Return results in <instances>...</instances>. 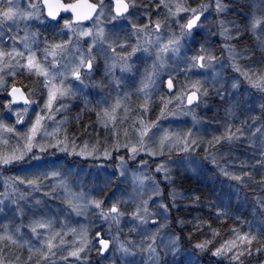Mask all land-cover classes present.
I'll return each instance as SVG.
<instances>
[{
  "label": "snow or ice",
  "instance_id": "1",
  "mask_svg": "<svg viewBox=\"0 0 264 264\" xmlns=\"http://www.w3.org/2000/svg\"><path fill=\"white\" fill-rule=\"evenodd\" d=\"M43 4V10H46L47 16L58 23L57 17L61 12H71L72 19L63 21V28L68 29V39L60 42H49L47 38L44 40L45 47L39 48L38 33L29 29L28 22L32 18L40 19L42 9L40 4L28 0L27 5L21 6L22 0H0V91L7 90L10 100H6L4 108L11 111L15 121L10 125L5 119L0 118V169H11L15 167L16 174L4 177L3 193L0 197H5L12 204L17 205L16 214L23 216L26 212H30V219L27 224L30 235L21 231L22 225L11 228V222H6L0 227V264H70L69 257L73 258L71 264H86V252L96 246L99 242V253H106L111 250L113 245L116 251L129 255L132 252L130 241H122L114 238L112 242L104 238L102 230L96 232V237H90L88 226L81 224L78 227H70V217L72 213L80 216L93 207L99 210V216L104 222H112L117 226L120 225L121 217L125 215L119 208L121 203L117 199L109 208L104 207V201L92 196L90 192H85L83 188L79 191L74 190V185L70 183L69 177L72 175V169L62 165L58 158H45L51 150L55 153H64L68 156H79L82 158H103L109 162L115 153L116 167L115 172H109L108 177H114L117 184L130 182L132 185L131 199L135 203L134 211L128 213L139 222L137 228L132 231L142 233L141 243L135 247L146 257V264H181V237L167 233L168 239H165L164 232L168 228L167 218L170 207L176 208V190H169V198L172 204L163 202L161 184L167 182L174 184L172 178V169L169 165L177 166L194 174H202L206 169V161L209 159L215 168L230 181L235 184L229 185L234 189L239 198V187L247 186L253 181L252 171L255 166L264 168V103L261 104V117L253 116L251 119L254 126L245 128L243 125L247 122V118L240 126H234L231 122L226 123V127L222 125V131L218 135H212L205 142L202 137L193 132L192 128L187 131H173L170 127H162V118L165 116L177 115V112H169V105L175 101L187 99L188 105L194 102L198 105L203 98L209 93V88L204 87L200 79L186 82L179 88L176 87V81L172 75L167 80V88L169 95L173 90L176 91L175 96L171 99L161 97L162 103L159 109V115L155 120H146L144 117L149 114V105L151 103L152 90L156 87V81L160 76L168 62L169 54L172 57L178 55L184 43L185 37H191L197 28L201 27V22L212 5L210 3H201L196 7H190L186 4V0H159L154 7L159 11L160 8L167 10L166 21L171 22L175 18V24L178 26L176 31H169L167 38L161 34L164 21L157 19L155 22L149 18L148 24L133 25V35L137 36V43L131 46V51L126 52L125 42L119 45L121 52H116L114 42L108 40L105 28L101 25V19L105 13V4L103 0L99 4L91 3L89 0H40ZM115 15L112 16L116 20L121 14L127 13L129 4L125 0H114ZM147 7V5L145 6ZM261 9L257 14V9ZM227 5L222 0H215V11L217 16L227 11ZM96 13V15H93ZM180 13H184L187 19L181 23L183 17ZM92 19L96 23L93 28H83L80 22ZM23 23L24 27H21ZM220 35L225 38V48L230 57L239 59L234 56L236 50L230 46L227 41L242 38V29L255 36L261 51H264V0H256L251 9L244 13L241 22L236 20L225 21L220 20ZM230 23L233 25L232 34L224 25ZM149 26L154 27V32L148 31ZM171 27V23H169ZM23 31L21 36L19 33ZM77 34L74 39V35ZM142 35H147L148 39L142 41ZM79 37H90L91 43H88L87 55L79 47ZM107 44V51L112 52L110 62H106L105 68L108 74H113L116 67L120 68L121 73L133 71L129 60L133 58V54L137 53L143 45V52L149 57L155 50V58L152 63V70L146 71L141 76L135 91L143 96V101L139 108L141 114L137 115L132 121L131 131L124 128L121 142V130L117 128V121L122 123L127 119L132 109L126 100L130 99V93L125 92L123 96L119 95V84L117 80V95L115 100L103 106L96 112L97 123L102 124L106 131L110 129L112 143L108 144L107 139L101 146L99 139L94 143L85 141L78 143L75 136H69L67 129L64 127L67 117L59 120L55 116L65 110L67 105L60 104V100L65 97L73 96L79 90V85L85 84V73L83 69H88L89 73L93 70L92 51L94 46ZM200 52H206L204 45L201 44ZM241 52L246 53V58H251L253 52L244 48ZM43 57L41 59L40 57ZM49 57L51 58L49 60ZM216 60L211 54L193 55L188 61V69L192 68H208L210 61ZM233 69L239 73L238 77H229L232 81L231 88L238 90L242 81H246L251 88L257 89L264 95V68L253 71L250 68L242 67L239 63H233ZM18 72H26L35 76L38 85L43 89L46 95L43 97L44 103L40 105L38 100L33 99V89L22 90L24 86H16L15 78ZM6 76L12 77L13 83L8 87ZM71 76L78 84H73L68 77ZM187 77V74H186ZM217 96L223 102L224 93L228 91L225 85L215 86V74L213 84L210 86ZM231 95V93H230ZM18 102H23L24 107L20 108ZM104 105V100L98 101ZM242 101H232L227 109V115L232 117L233 105H238ZM35 109V116L31 115V111ZM184 114L182 103L177 105ZM120 109H123L124 116H120ZM191 112V110H188ZM49 121L52 123L49 124ZM197 122L195 114H193V123ZM219 123V122H218ZM258 125V126H255ZM87 127V126H85ZM246 140L255 153L259 155V159L255 156L251 159L255 160V165L251 170L246 171L248 164L240 162L238 168L230 170L232 161L227 160L224 156H220L217 145H232L235 142ZM203 146L204 158H198L194 154ZM121 148L127 150V159L125 156L119 155ZM209 148L213 151L210 153ZM175 150L177 158L173 159L170 153ZM143 153L147 157L157 158L165 157L160 163L156 164L153 174H146L148 161L139 159V155ZM180 154H183L182 156ZM230 154V153H229ZM223 163V166L221 164ZM80 171H83L82 169ZM103 171V168L98 169ZM161 175V180H157L156 176ZM105 183H112V179L106 178ZM261 191H264V174L261 175L257 182ZM25 186L31 191H40L47 188L45 196L59 198L66 205L65 211L70 209L62 218H59V227H56L57 214L49 215L50 209L47 202L42 198L37 199L35 203H30L28 209L22 207L18 201L25 200L26 192L20 191V186ZM253 191L255 189H252ZM62 191L63 195L58 197L57 193ZM19 192L17 198L16 193ZM146 192H150L151 196L145 199ZM152 197H157L160 203L156 207L155 212H149ZM199 200L194 197L193 202ZM231 201V194L228 196V203ZM255 203L259 206L260 211H264V196L254 197ZM243 202V201H241ZM4 200L0 199V204ZM155 203V202H153ZM215 206L216 212L212 219L221 220L231 218L233 213L227 210V204H210L209 207ZM253 212L256 209L253 208ZM152 219V228H148L149 217ZM223 218V219H222ZM264 219V218H262ZM163 221V222H161ZM183 223V221H179ZM244 222L241 221V224ZM205 226L209 229L210 234H205L203 239L198 240L192 245L197 253H205L209 250L213 257H223L228 260L229 264H244L242 257L247 253L248 257H252L253 253H264V244L260 247L253 248L254 241L257 240V233L252 231V224L248 222L249 231L245 232L242 228L231 227L225 231L230 234L229 238H223L219 228L212 227L211 221L197 220L193 228L194 232L202 231ZM69 234L74 238L71 241L65 239ZM259 234L264 238V226L260 227ZM189 239L192 233L188 234ZM219 240V243H217ZM38 242V243H37ZM160 245L158 247L157 245ZM16 249H27V256L22 252L14 251ZM7 249V251H5ZM164 252L161 257L160 252ZM169 253L171 255L169 256ZM133 259L135 256L133 255ZM90 264V262H87ZM132 264V261H128ZM183 264H199V256L192 252L183 254ZM264 264V260L260 261Z\"/></svg>",
  "mask_w": 264,
  "mask_h": 264
},
{
  "label": "rangeland",
  "instance_id": "2",
  "mask_svg": "<svg viewBox=\"0 0 264 264\" xmlns=\"http://www.w3.org/2000/svg\"><path fill=\"white\" fill-rule=\"evenodd\" d=\"M147 1L151 3L155 1V5L159 3V0H147ZM230 1L231 3H236V4L241 3L240 0H222V3L227 5L228 10L221 13L220 16H217L216 11H215V0H186V4L190 7H196L197 5L201 3H210L212 7L206 13H204V17L201 22V27L195 30L194 35L191 37H185L184 43L178 55L175 57H172L171 54H169L167 65L163 70L160 71V76L156 81V87L152 90L151 103L149 105V114L144 117L146 120H155L157 115H159L160 105L163 102L161 97L163 95H164L163 97H166L168 99H171V96L176 95L175 90H173L171 94L169 95V90L167 88V80H168L169 75H172L174 78H176L177 76L181 78L184 75L183 73L181 74V72L184 71L185 74L189 75V77L197 76L196 78L191 79V80H189L188 78L189 81L200 79L204 87L208 88V84L210 85L213 84L214 74H215V85L220 86L221 84L225 85L226 81H224V78L228 70L230 71L228 73L231 76L232 74L235 73L233 69V63L234 62L236 63V60L238 59H234L233 57L229 56V53L225 48L226 40L225 38H222L220 35L221 29H220V23H219L220 20H225V21L235 20L234 17L228 18V16H230L232 12L231 8L234 7V5L230 6L227 4V2H230ZM33 2L37 3V0H33ZM100 2L101 0H96L95 3L99 4ZM113 2L114 0H103V3L105 4L106 8H105V13L101 19V25L106 30V33L108 35V40L114 42L117 53L122 51L119 47L121 42L126 43V47L123 49V51L130 52L131 46L137 43V36L133 35V32L135 31V29H133L134 22L136 21L137 23L139 21L138 19H141L143 22L142 25H145V24H148L149 20L147 16H145L146 15L145 10L142 7H139L138 5H135L133 9L131 10V12L129 11L126 16L117 17L116 20H113L112 16L115 15L112 10ZM127 2L129 3V0H127ZM255 2L256 0H248V4H247L248 10L251 9L253 3ZM27 3H28V0H22L21 6L24 7L25 5H27ZM129 6L132 7L131 4ZM152 9L155 15L157 16L159 15L162 17V21H164V26L162 27L161 34L165 38H167L169 31L177 30L178 26L175 24V18H172L171 22L166 21L165 20V17L167 16L166 9L160 8L159 11L155 7H153ZM260 11L261 9L258 8L257 14H259ZM233 14H237V12ZM180 16L183 17V19L181 20V23H183L187 19V16L184 13H180ZM95 23L96 22L92 20L88 25L82 26V27L83 28H93ZM169 23H171V27H169ZM40 25H41V17L40 19L32 18L28 22L27 26L29 27L31 31L39 33L40 30L42 29ZM21 27L22 28L24 27L23 23L21 24ZM224 27L230 32H232V29H233L232 24L225 23ZM119 28L125 31L126 34L120 33ZM116 29H117V32L115 31ZM148 31L154 32L155 31L154 27L149 26ZM54 32L56 35L57 34L59 35L58 37L59 40L61 39V41H63V40L68 39V29L63 28V22L60 24L59 28L55 27ZM242 33H243V30H242ZM19 34L22 36L23 31H21ZM232 34L235 35L234 32H232ZM249 34L252 36L251 33ZM73 35L75 39L77 34H73ZM118 35H121L119 36L121 38L118 39ZM195 35H198L199 37L205 39V41H206V38H209V39L217 38V39L222 40L223 42L222 44H220V49L218 48L220 55L216 57V60L208 62L211 65L208 68H198L197 67V68L188 69L187 67L188 61L193 55H197V54L205 55V54L212 53L211 55L215 56V54H218L217 50L215 48H212L210 43L207 44V47L211 46L210 47L211 50L215 49V51L210 52V48L208 50L205 49L206 52L204 53H201L200 49H198V51L191 50L189 48V45L195 38ZM261 38L264 39V35H262ZM141 39L142 41H144V40H147L148 37L147 35H142ZM79 40H80L79 47L87 55L88 43H91V38L90 37H79ZM39 41H40L39 48L43 49L45 47L44 40H39ZM85 41H87L88 43H85ZM107 47H108L107 44L94 46V49L92 51V56L94 58L93 59V64H94L93 70L89 73L88 69H83V71L87 73V75H85V84L79 85V90L76 92L75 95L65 97L60 100V104L67 105V108L59 112L55 116L56 120H59L62 117H64L65 111L69 108L71 101L77 97L79 98L83 96V98L85 99V102H89L91 106L94 104L93 107H95L97 111H99L101 107L112 103L115 100L116 95H117V84H116L117 80L120 81L119 89H118L119 95L123 96L126 91L130 93V99L126 100L125 103H127L129 107H131L132 105H135L136 108L137 107L139 108V105L143 101L144 98L142 95H139L135 91V89L138 86V82L141 76L144 75L146 71L152 70V63L155 58V50L153 49L152 55L149 57L146 53L143 52V45H141L140 51L137 53H134L133 58L129 60V63L132 65L133 71L121 73L120 68L116 67L114 69L113 74H108L106 72L105 65H106V62H110V59L113 54L112 52L107 51ZM234 56H238L237 52L234 54ZM40 58L43 59L42 56ZM50 59L51 58L49 57V60ZM20 73L22 72H18V74ZM230 75L227 78H229ZM68 79L73 84H78V82L75 81L71 76H69ZM6 80H7L8 87H10L13 83L12 77L6 76ZM16 80L17 79L15 78V82ZM185 83L186 82H184V84ZM5 92L6 91H0L1 94H5ZM39 95L42 96L41 99H38ZM45 95L46 93H44L42 88L39 90H33V99L38 100L40 105H43L44 103L43 97ZM208 97H209V93L207 97L203 98L202 101L198 105L195 104L191 107L187 106L186 97L183 100V102L179 100L173 101L169 105L168 111L169 112L175 111L177 112V115L163 117L162 118L163 122L161 126L170 127L173 131H178V132L187 131L189 128H192L193 132L195 129L196 130L200 129L202 120H200L199 117L202 116L203 115L202 113L207 110L206 101ZM1 99L3 98L0 96V101H2ZM7 99L10 100V98H7ZM7 99L5 98V100ZM101 99L104 100V105H101L98 103V101H100ZM92 100L94 101L93 104H92ZM4 103L5 101L0 102V118L5 119V122L11 125L15 121V117L12 116L11 111L4 108ZM181 103H182V108L184 110V114H181V110L177 108V105H180ZM156 104H158L159 106L158 108L155 107ZM19 107L23 108L24 106H19ZM189 109L191 110V112L188 111ZM141 111L142 110L139 108L137 115L141 114ZM193 114H195L197 118V122L195 124L193 123ZM31 115L33 117L35 116L34 107H33V110L31 111ZM137 115L131 116L129 113L127 116V119L124 120L123 123L120 120L117 121V128L121 130V142H123L124 140L122 130L124 128H128L129 131H131L132 121L136 119ZM120 116L121 117L124 116L123 109H120ZM51 123L52 122L49 121V124ZM184 127L186 129L180 130V129H183ZM96 128L105 129L102 124L97 123V120H96ZM109 132L110 133L107 134V137H109L111 140L110 129H109ZM84 142H85L84 139L81 141L78 140V143H84ZM104 144L105 142L103 143V145ZM103 145L100 142L101 151L103 150ZM120 151H125V153L127 154V150L125 148H121ZM55 155L56 156L46 155L45 158L46 159L47 158H53V159L58 158L60 162L62 163V165L66 167H70L72 169V175L69 177V181L70 183L74 185V190L79 191L81 188H83L85 192H90L92 196L96 197L98 193H100L103 189L110 187L111 193L108 196V203L106 206H104L105 208H109L111 204L115 202L117 199L121 200V203L118 206L121 209V211L125 213V215L121 217V222L119 226H117L115 223H112V222H104L99 216V210L95 209L94 207L90 211L80 216H76L75 213H72L70 217V223H69L70 227H78L81 224L88 226L90 237L93 239L96 237V232L102 230V235L104 236V238L108 239L110 242H112L114 238H117V237L119 238V240L131 242L132 252L129 255L126 256L123 253L116 251V247L115 245H113V247L111 248V250L108 251V254L106 256L104 257L100 256V258H102V259L99 258L101 260V261L99 260L100 264H128V261H132V264H146L147 257L143 253L140 252L139 248L135 247L136 245H139L141 243L142 233H140L139 231H132L133 228H137L139 226V222L136 221L135 218L132 217L131 215H128V213L134 211L135 209V203L130 198L132 195V185L130 182L128 183L121 182L117 184L114 177H108L109 172H112V173L115 172V167H116L115 157L114 158L113 156L111 157L110 161L113 160V162L110 163V161L106 162L103 158L94 160L93 158L68 156L64 153H55ZM171 157L175 159L177 158V154L175 155L172 154ZM73 158L74 160L76 158V161H71V159ZM157 158L147 157L143 153H141L136 163L137 164L139 163V159H146L148 161V166H147V169H145L144 171L146 172V174H153L151 170H154L156 165L152 164V160L157 159ZM84 160H89V161H94V162L97 161V162L96 164H92V165L89 164L86 166H80L76 164V163L83 162ZM169 167L172 169V172L174 171V169L184 170L174 165H169ZM100 168H103V171H98V169ZM81 169L83 171H80ZM14 174H16L15 167L11 169H7V170L0 169V193H3L5 191L3 178L12 176ZM159 177L161 180V175L156 176V178H159ZM106 178L112 179V183L106 184L105 183ZM20 191L27 193L25 200L18 201L20 205L26 209L30 207V203H35L37 199L42 198L44 201H46L48 208L50 209L49 215L53 213L57 214L56 227H59V218L64 217L65 215H67L68 212L71 211L70 209H67V211L64 210L66 209V205H64L61 199L53 198L52 196H45L44 193L45 191H48L47 188H43L40 191H31V190H28L25 186L21 185ZM19 194H20L19 192L16 193L17 198L19 197ZM62 195H63L62 191L57 193L58 197ZM148 196H151L150 192H146L144 198L147 199ZM0 199L4 200V203L0 204V225H3L4 223L10 221L11 228L14 229L17 225H22L21 231L25 234L30 235L29 229L27 227V224L30 219V212H26L23 216H20L16 214L17 205L12 204L11 201L5 197H0ZM149 203H150L149 212H155L157 205L160 203V200L157 197H152V200H150ZM90 217H91V220H90ZM152 219L153 217L150 216L149 222H148L149 229L152 228ZM167 222L169 224L168 218H167ZM0 231H3L2 227H0ZM162 231L164 232L165 239H168L167 233H169L170 231L168 229H165ZM65 239H67L68 241H71L74 238L71 236V234H69L67 237H65ZM157 246L160 247L159 244ZM25 250L27 253L26 248ZM186 252H189V251H185V252L181 251L182 257H183V254ZM92 253L99 254L97 242H96L95 247L90 248L86 252L87 262H90V264L92 261H94L93 258L91 259L89 258L90 254ZM133 255L135 256V259H133ZM160 255L161 257H163L164 252L161 251ZM170 255L171 253H169V256ZM72 260L73 258L69 257L70 264Z\"/></svg>",
  "mask_w": 264,
  "mask_h": 264
},
{
  "label": "trees",
  "instance_id": "3",
  "mask_svg": "<svg viewBox=\"0 0 264 264\" xmlns=\"http://www.w3.org/2000/svg\"><path fill=\"white\" fill-rule=\"evenodd\" d=\"M68 1V0H65ZM96 2V0H93ZM127 1V0H126ZM132 1V2H131ZM241 3H231L227 2L228 5H234L231 8V15L228 16L234 17V19L239 23L241 22L244 13L248 11V0H240ZM129 3L132 5L130 7V12L135 5L142 7L145 12L148 20L151 18L153 22L157 19L162 21L161 16H157L153 13V7L155 5V1L153 3L147 0H129ZM147 5V7H145ZM135 25H142L143 22L141 19ZM243 30V29H242ZM117 32V29L115 30ZM119 32L122 34H126L121 28H119ZM216 35V34H215ZM214 35V36H215ZM121 35H118V39ZM212 36V35H211ZM209 36V37H211ZM208 40V42H207ZM226 42V41H225ZM208 43H212L214 48L217 50L218 54H215V57L220 55L218 48L220 49V44H222V40L214 38V39H205L195 35V38L189 45V48L193 51H198L200 49L201 44L204 45V48L207 47ZM231 47H233L239 59L236 60V63H239L242 67H247L256 71L258 69L264 68V51H261L259 45L256 41L255 36H251L248 32L242 33V38L233 39L231 41H227ZM248 48L253 52L252 57L246 58L247 54L241 52V49ZM235 52V53H236ZM229 70L227 71L224 81L225 87H227L228 91L224 93L223 102H221V98L215 94L212 90L211 85L208 84L209 88V97L207 98V110L204 111L202 116L199 117L201 121V128L198 130H194V133H197L200 137H202L203 141L207 142L212 135H218L223 129L222 125L226 127L227 122H231L234 126H240L242 122L247 118V122L244 123V127L248 128L253 125L252 117H261V104L264 103V95H262L257 89L251 88L250 85L243 81V77H240L242 81L240 88L238 90L231 88L232 81L227 78L230 74ZM25 73V72H24ZM28 74V73H27ZM232 74V73H231ZM29 75V74H28ZM20 76V75H19ZM231 76V75H230ZM239 73L235 72L231 77H238ZM31 80L23 79L19 80L17 77L18 84L24 86L25 90L31 88L33 90H39L41 87L38 85L35 76L29 75ZM22 78V76H21ZM176 81V87L179 88L184 84V81L181 80L179 76L174 78ZM181 80V81H180ZM22 81V82H21ZM216 87H219L215 85ZM176 92V91H175ZM231 93V95H230ZM164 96V95H163ZM42 96L39 95L38 99H41ZM138 100V99H136ZM232 101H242L238 105H233L232 107V117L229 118L227 115V109ZM94 101L92 100V104ZM135 104V103H133ZM91 106L89 102H85L83 96L74 98L69 105V108L65 111L64 117H67V121L64 127L67 129L69 136H75L78 140L88 141L90 144L94 143L99 139V142L103 143L106 141L108 144L112 143L107 134H109V130L96 128V112L97 110ZM155 107H159L158 104ZM132 109L130 115L136 116L138 114L139 108L132 105L130 107ZM60 117V116H59ZM62 117V116H61ZM219 122V123H218ZM87 126V127H85ZM258 126V125H255ZM186 129L185 127L180 130ZM106 133V134H105ZM219 149L220 156H224L227 160L232 161L230 164V170L233 168H238L240 162H246L248 164V168L245 170H251L255 165V160L251 159V157L255 156L256 159H259V155L253 151V149L249 146V143L246 140L235 142L232 145L221 144L216 146ZM213 151L212 148H209V152ZM54 150H51L48 153V156H56L53 155ZM230 153V154H229ZM177 154L176 151L170 153L172 156ZM115 153L113 154V158L115 157ZM119 155L125 156L127 159V154L125 151H120ZM181 156L183 154H180ZM198 158H204L203 146L194 154ZM162 159H167V155L165 157H158L157 159L152 160V164L156 165ZM71 161H76L71 159ZM97 162V161H96ZM94 161L84 160L83 162L76 163L80 166H86L89 164H96ZM113 160L110 161L112 163ZM206 163V169L202 174H194L191 171L186 170H177L174 169L172 172V178L175 181L174 184H168L167 182H163L161 184L163 202L171 205L172 200L169 198V190L175 189L176 192V208H171L168 215L169 226L168 230L172 232L174 235H179L181 237L180 245L181 251H189L194 255L199 256V264H229L228 260L223 257H213L211 255V251L205 253H197L195 249L192 248V245L195 244L198 240L203 239L205 234H210L207 226L200 231L194 232L193 228L196 225L197 220L202 221H211L212 227L219 228L223 238H229L230 234L226 232V229L231 227L242 228L243 231H249L248 222L252 224V231L256 232L257 240L254 241L252 247L255 249L264 244V238H261L259 234L260 227L264 226V211H260L259 206L255 203L254 197L264 196V191H261L259 184L257 183L261 175L264 174V168L260 166H255V170L252 171L253 181H250L248 185L239 187V198L234 189H231L229 185L235 184L234 181H230L228 178L224 177L211 163L209 159ZM223 166V163L221 164ZM160 180L159 178H156ZM111 188L103 189L96 198L102 199L104 201V206L108 203V196L111 193ZM252 189H255L254 191ZM231 194V201L228 203V196ZM194 197H199V200L193 202ZM243 201V202H241ZM59 202V201H58ZM210 204H220L224 206L227 204V210L230 213H233L231 218L223 219V223L221 220L212 219L215 216L216 208L215 206L209 207ZM253 208L256 209V212H253ZM91 220V217H90ZM179 221H183V223H179ZM241 221L244 223L241 224ZM192 233V238L189 239L188 234ZM219 243V240H217ZM14 251L22 252V254L26 257L27 253L25 249H15ZM7 251V249L5 250ZM89 258H93L94 261L91 264H100V255L96 253L90 254ZM100 258V259H99ZM244 264H260V261L264 260V253H253L252 257H248L247 253L242 257ZM100 260V261H99ZM181 264H183V257L181 254Z\"/></svg>",
  "mask_w": 264,
  "mask_h": 264
},
{
  "label": "flooded vegetation",
  "instance_id": "4",
  "mask_svg": "<svg viewBox=\"0 0 264 264\" xmlns=\"http://www.w3.org/2000/svg\"><path fill=\"white\" fill-rule=\"evenodd\" d=\"M64 2H69V0H68V1H65V0H64ZM37 3L40 4V8L42 9V12H41V25H40V27H41L42 29H41L40 32L38 33V39H39V40H45V38H47V39L49 40V42H60L61 39L59 40V38H58L59 35H58V34L56 35L55 32H54L55 27L59 28L60 24H61L65 19L70 20L71 17H70V16H67V17H59V19H58V23H57V22L50 21V20L45 16V12H44V10H43V8H42V5H41V3H40L39 0H37ZM19 75H20V76H19ZM21 76H22V78H21ZM17 77H19V80H22V81H23L24 78H25V79H28V80H31L30 77H29V75H28L26 72H25V73L22 72V73L18 74V75L16 76V79H17ZM22 81H21V82H22ZM15 84H16V86H18V87L21 86L20 84H18V81H16ZM22 90H24V91L27 92V90H25L24 88H23ZM4 91H6L5 94H1V93H0V96L3 98V99H1L2 101H0V102L6 101L5 98H6V99H7V98H10V97L8 96V94H7V90H4ZM10 99H11V98H10ZM7 100H8V99H7Z\"/></svg>",
  "mask_w": 264,
  "mask_h": 264
},
{
  "label": "water",
  "instance_id": "5",
  "mask_svg": "<svg viewBox=\"0 0 264 264\" xmlns=\"http://www.w3.org/2000/svg\"><path fill=\"white\" fill-rule=\"evenodd\" d=\"M89 2H91V3H93L92 1H90L89 0ZM41 5H42V8H43V4L41 3ZM114 9H115V3H113V11H114ZM44 12H45V16L50 20V21H53L52 20V18L51 17H48L47 16V12H46V10H44ZM114 13H115V11H114ZM96 13H94L93 15H95ZM126 13H124V14H121L120 16H123V15H125ZM66 16H71V19H72V14H71V12H61L59 15H58V17H57V20L59 19V17H66ZM92 19H89V20H85V21H82V22H80L81 24H87L88 22H90ZM53 22H56V21H53ZM186 103H187V99H186ZM196 102H194V104H195ZM193 104V105H194ZM18 105H23V102H18ZM188 105V104H187ZM188 106H190V105H188ZM192 106V105H191ZM98 245H99V242H98ZM108 252V251H107ZM107 252L106 253H101V255H106L107 254Z\"/></svg>",
  "mask_w": 264,
  "mask_h": 264
},
{
  "label": "bare ground",
  "instance_id": "6",
  "mask_svg": "<svg viewBox=\"0 0 264 264\" xmlns=\"http://www.w3.org/2000/svg\"><path fill=\"white\" fill-rule=\"evenodd\" d=\"M207 42H208V40H207ZM211 44H212V43H210V45H211ZM211 46H212V48H214V45H211ZM211 46H210V47H211ZM210 47H206L205 49L208 50ZM211 51H215V49L211 50V48H210V52H211ZM211 54H212V53H211ZM182 73H183L184 75L181 77V80L184 81V82H187V81H188V82H191V81H189V80L194 79V78L197 77V76L189 77V75H187L188 77H186L185 72L183 71V72H181V74H182ZM178 75H180V74H178ZM188 78H189V80H188ZM181 80H180V81H181Z\"/></svg>",
  "mask_w": 264,
  "mask_h": 264
}]
</instances>
